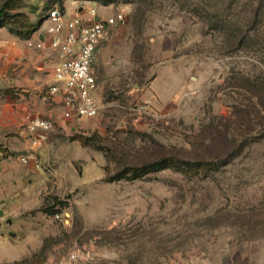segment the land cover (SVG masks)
Instances as JSON below:
<instances>
[{"label": "rangeland", "instance_id": "rangeland-1", "mask_svg": "<svg viewBox=\"0 0 264 264\" xmlns=\"http://www.w3.org/2000/svg\"><path fill=\"white\" fill-rule=\"evenodd\" d=\"M54 5L124 20L94 63L99 114L56 121L36 156L44 178L32 182L24 215L33 253L4 264H56L73 249L95 264H264V139H248L233 112L250 95L243 80L264 69L258 46L239 40L250 18L264 16V0H18L0 49L23 39L9 26L44 21ZM213 8L236 37L218 29ZM16 63L0 50V76L39 77L38 63L24 71ZM243 142L251 143L235 155Z\"/></svg>", "mask_w": 264, "mask_h": 264}, {"label": "crops", "instance_id": "crops-1", "mask_svg": "<svg viewBox=\"0 0 264 264\" xmlns=\"http://www.w3.org/2000/svg\"><path fill=\"white\" fill-rule=\"evenodd\" d=\"M45 23L47 26L44 20L30 39H8L7 45L0 49L5 62L17 61L16 64L21 67L19 71L27 67L28 70L29 67L32 69V63H38L35 68L39 75L34 80L30 78L32 82L23 80L20 83H14V78L10 76H0V143L15 153L4 155L0 152V264L20 260L33 253L31 242L35 231L28 228V218L24 215L30 209L32 197L36 199L31 195L36 191L32 182L44 178V170L40 164L37 165L35 158L38 154H44L45 146L32 145L25 129V116L48 115L54 117L55 122L66 118L61 95L46 98L43 93L45 86L54 79V66L58 60L57 53L50 48ZM39 41L43 42V47L37 46ZM42 71L46 72L43 77ZM24 86L29 89H23ZM37 92L42 97L39 101L36 99ZM33 98L34 104L31 106ZM43 99H51L53 107L42 105ZM25 154L32 156L26 163L20 159Z\"/></svg>", "mask_w": 264, "mask_h": 264}, {"label": "built area", "instance_id": "built-area-1", "mask_svg": "<svg viewBox=\"0 0 264 264\" xmlns=\"http://www.w3.org/2000/svg\"><path fill=\"white\" fill-rule=\"evenodd\" d=\"M96 16L95 7L89 8L88 15H67L54 5L48 9L45 19L50 48L57 53L58 60L54 66V79L45 86L43 93L46 98L60 94L64 116L68 118H93L100 112L97 97L99 83L94 67L97 50L102 42L110 38L119 22L124 20V15L116 13L106 18ZM37 46L43 47V42L39 41ZM54 127L55 121L51 117L32 114L26 117L25 129L34 146L47 142ZM31 157V154H25L20 159L26 163ZM56 264L95 262L88 252L73 249Z\"/></svg>", "mask_w": 264, "mask_h": 264}, {"label": "trees", "instance_id": "trees-1", "mask_svg": "<svg viewBox=\"0 0 264 264\" xmlns=\"http://www.w3.org/2000/svg\"><path fill=\"white\" fill-rule=\"evenodd\" d=\"M18 0H4L2 5L0 6V26L4 25L6 22V14L7 10L10 9L14 3ZM218 8L216 9H209L207 14L213 17L217 23H221L218 26L219 30H223L225 35L229 38L236 37V28L233 27L232 24H226L225 21L222 22L219 17L217 16ZM214 15V16H213ZM264 16L256 13L254 18H250V23L253 25L251 29H249L245 36L240 38L239 40H252L255 45L258 46L257 51L259 61L263 64L264 67V30L261 28L263 24ZM43 20H39L38 23H30L28 21H21L20 28H13L9 26L11 31H14L17 35H19L23 39H30L32 35L40 28ZM223 25V26H222ZM245 84H241V88L247 90L250 95L242 98L237 99V105L234 109V114L236 117L237 126L239 128L243 127L244 130H247L248 139H253L254 141H259L264 139V69L260 70V72L255 73L252 77L248 76L246 78ZM250 137V138H249ZM246 139V138H245ZM251 142H243L238 144L239 149L237 150L236 154L240 153L242 148L246 145H249ZM0 152L4 155L15 154L11 152L7 147L0 143ZM167 160L164 158L156 159L152 162L145 163L144 165L138 166L133 168V177L141 176L144 174L148 169L152 168H160L163 166ZM107 179L110 180L109 176ZM42 211L46 209L44 207L41 208ZM48 211V210H46ZM57 212V211H56Z\"/></svg>", "mask_w": 264, "mask_h": 264}]
</instances>
